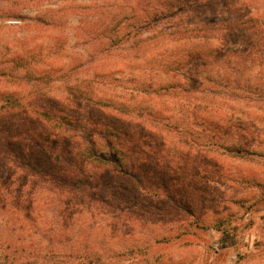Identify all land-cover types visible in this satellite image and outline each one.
Wrapping results in <instances>:
<instances>
[{"label": "rangeland", "instance_id": "374dc122", "mask_svg": "<svg viewBox=\"0 0 264 264\" xmlns=\"http://www.w3.org/2000/svg\"><path fill=\"white\" fill-rule=\"evenodd\" d=\"M197 1L0 0V106L4 95L28 105L0 121V162L11 166L0 181L15 183L0 184V206H11L0 246H15L21 231L19 243L35 242L13 207L34 186L18 170L33 174L57 144L39 141L36 111L49 109L122 130L171 191L170 203L138 207L96 199L105 218L84 211L72 221L64 209L55 223L74 243L163 241L147 264L162 255L161 264H264V93L245 100L235 88L264 91V0ZM159 12L170 17L147 22ZM171 85L177 92L163 90ZM192 135L209 145L193 146ZM12 255L6 264L30 263Z\"/></svg>", "mask_w": 264, "mask_h": 264}, {"label": "trees", "instance_id": "16d2710c", "mask_svg": "<svg viewBox=\"0 0 264 264\" xmlns=\"http://www.w3.org/2000/svg\"><path fill=\"white\" fill-rule=\"evenodd\" d=\"M223 1L225 0H199L197 3L202 6ZM167 17H170L168 13L159 12L148 17L147 22H151L152 19L157 22ZM190 55L191 61L203 58L201 53ZM235 88L237 92L239 91L238 93L244 95L245 100L252 98L255 94L264 93L261 86ZM177 89L173 85L163 88L167 92L170 90L177 92ZM3 98L5 103L0 106V121H6L3 119L9 118L13 113H20L28 106L13 95H4ZM196 106L195 111L202 106V103L199 102ZM37 112L40 114V119L35 121L39 123V128H44L46 133L39 136V141L46 136L50 144L53 142L57 144L54 148L48 147L45 152L46 164L33 167L36 168L33 174L28 165H23L18 170L21 171L22 179H28L24 186L30 183L34 186L31 196L15 205V208L12 206L15 212L26 214L24 219L17 220V224L21 230L24 228L31 230L32 241L35 242L27 246L19 243L20 239L24 238V232L21 231L15 246L11 243L10 245L3 243L5 245L0 246V264H6L5 262L12 258L13 253H15V259L19 255L28 258L29 264H145V262L147 264L150 259L148 254H152V258L155 257V251L151 247L160 246L164 244L163 241L158 240L153 242L152 246L150 244L144 247L140 244L93 245L91 242L78 245L73 242L76 237L69 235L66 237L55 223L57 218H62L63 210L69 208L74 214L72 221L74 216H78L75 214L84 211L97 213L102 216L101 218H105L106 216L103 215L109 214L106 212L109 208L97 205L96 199L108 203V206H112L109 204L111 202L118 206V201L128 199L135 201V207H138L140 203L144 205L151 201L170 203L171 191L151 178L154 176L152 171L148 172L150 164L145 153L140 150L135 141L128 139L122 130L105 123V120L95 121L89 118L81 121V118L77 119L60 110L39 109ZM190 138L192 145L197 147L201 144L205 147L210 142V140L205 141V137L201 136L192 135ZM10 167L6 160L0 162V173H9ZM30 179H36V181L32 182ZM2 182L0 181V184ZM14 184L13 182L8 184L9 186H5L6 184L2 186L12 188ZM122 204H119V210H123ZM8 207H11L8 203L4 207L0 206V231L1 228L8 227L10 223L8 219L1 217L5 215ZM236 235V233H227L230 238ZM27 236L29 237V233ZM162 256H156V262L152 264L163 263L166 257L162 258Z\"/></svg>", "mask_w": 264, "mask_h": 264}]
</instances>
